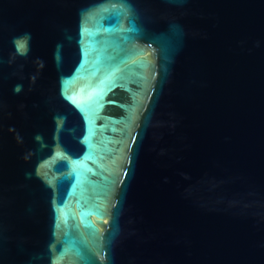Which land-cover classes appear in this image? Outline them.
<instances>
[{
    "label": "water",
    "instance_id": "obj_1",
    "mask_svg": "<svg viewBox=\"0 0 264 264\" xmlns=\"http://www.w3.org/2000/svg\"><path fill=\"white\" fill-rule=\"evenodd\" d=\"M0 264H264V0H0Z\"/></svg>",
    "mask_w": 264,
    "mask_h": 264
}]
</instances>
